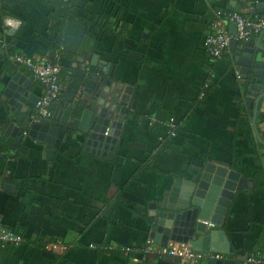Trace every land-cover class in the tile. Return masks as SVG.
I'll return each mask as SVG.
<instances>
[{"label":"crops","instance_id":"crops-1","mask_svg":"<svg viewBox=\"0 0 264 264\" xmlns=\"http://www.w3.org/2000/svg\"><path fill=\"white\" fill-rule=\"evenodd\" d=\"M76 2L86 23L94 12L106 13L115 29L104 32L101 25L68 17L57 34L55 0H0V140L7 147L0 152V224L25 240L0 246V263L180 264L175 258L143 261L140 254L120 249L152 240L150 212L161 211L176 183L180 198L186 182L198 183L210 163L238 172L237 184L245 179L218 228L225 231L235 262L264 255V183L256 182L257 174H264V156L236 70L241 49L230 46L216 60L205 47L217 11L253 16L251 10L234 0ZM71 22L79 24L73 34L80 26H94L78 55L63 49L72 40L64 33ZM19 51L61 64L64 91L58 102L63 105L71 80L86 67L122 84L123 93L130 88L117 144L87 146L81 135H70L50 155L47 145L33 139L10 111L19 106L16 113L30 115L29 128L40 123L33 119L40 84L28 69L9 61ZM16 74L33 106L30 114L19 101L12 107L6 94ZM170 119L177 124L175 138L164 125ZM9 122L21 133L19 144L12 134L5 138ZM52 245L59 249L49 250Z\"/></svg>","mask_w":264,"mask_h":264},{"label":"water","instance_id":"water-1","mask_svg":"<svg viewBox=\"0 0 264 264\" xmlns=\"http://www.w3.org/2000/svg\"><path fill=\"white\" fill-rule=\"evenodd\" d=\"M234 1L243 3L251 10L253 16L264 15V0ZM76 25L79 24L71 22L64 31L66 35L72 37V40L63 49L78 55L82 43L87 38V29L92 31L94 26L89 28L80 26L73 34L72 30L77 27ZM229 31L232 35H236L235 23L229 24ZM239 44L240 42L236 40L231 43L233 49H241V58H236V70L243 77V92L252 110L249 116L253 120L254 130L262 147L260 154L264 156V32L257 41L245 42L242 46ZM107 75L109 76L108 73ZM110 75L112 78L113 74ZM18 77L19 74H16L11 78L6 94L10 97V105L16 107L19 101L24 105L25 111H23L26 114L33 110V106L26 100L24 89L17 86ZM71 81L68 92L64 94L66 104L55 102L50 108L52 112L50 118L43 119L29 128L30 115L21 116L16 113V110L20 109L19 106L11 109V113L21 122L25 130L30 129V136L33 139L48 146L50 155H53L61 142L70 135H81L86 140L87 146L95 144L101 148L106 144L105 149H108L107 145H116L127 119L132 90L128 88L123 93L122 84L99 76L95 67L83 68ZM61 108L63 110L61 114L55 115L54 113ZM10 134L16 137L17 144L22 141L21 133L13 122H9L5 138ZM239 176L241 175L234 170L230 171L225 166L210 163L205 167L198 183L186 182L180 198L176 196V192L177 187L181 185L176 183L171 197L165 198L160 205V212L155 205L151 206V209L156 208V211L150 212L149 215L150 238L161 246L175 241L191 244L196 252L229 254L230 260L208 261L206 264H243L239 261L235 262L234 251L225 231L218 229L224 224L235 193L246 187L245 179H241L237 184ZM207 222L213 226L209 227Z\"/></svg>","mask_w":264,"mask_h":264},{"label":"built area","instance_id":"built-area-1","mask_svg":"<svg viewBox=\"0 0 264 264\" xmlns=\"http://www.w3.org/2000/svg\"><path fill=\"white\" fill-rule=\"evenodd\" d=\"M228 23L237 26L236 35L229 31ZM264 32V16H249L241 12H231L223 16L217 14V20L213 23L211 31L206 35L205 47L207 53L214 59L219 60L227 52L232 41L250 42ZM18 67L28 69L42 88L41 95L35 104L36 121L48 119L51 116V106L58 102L64 88L61 79L62 66L58 61L46 57L29 56L24 52H17L9 59ZM153 123L159 120L153 119ZM170 138L177 137V124L174 119L164 122ZM213 226V225H210ZM25 242L24 238L15 232L7 230L0 224V245L20 246ZM49 250L57 251L59 247L52 245ZM120 251L129 254H140L145 261L149 257L175 258L180 264H202L208 261H225L227 257L220 253H203L193 250L191 244L169 242L166 246L157 244L154 240H148L141 248H121ZM243 264H264V255L252 253L241 261ZM2 264V263H0Z\"/></svg>","mask_w":264,"mask_h":264},{"label":"trees","instance_id":"trees-1","mask_svg":"<svg viewBox=\"0 0 264 264\" xmlns=\"http://www.w3.org/2000/svg\"><path fill=\"white\" fill-rule=\"evenodd\" d=\"M76 8H77L76 7V0H55V10H56V13H55L56 14L55 15L56 16L55 17V29H56V33L57 34L61 33L64 25L67 22V18L70 17L71 15H74L76 20H79V21H81L83 23L87 22L86 20L81 19L80 17L77 16V11L78 10ZM219 12L217 11L216 14H218ZM231 12H234V11L233 10L232 11H227L226 10V11H222L220 13L223 16H225L226 14L231 13ZM216 14H215V17L212 20L211 26L217 20V15ZM88 23H93V24L99 25V26L101 25L100 27H102L104 32L113 31L115 29V27H114L115 26V22L114 23L112 22V16H108L106 13H102V14H99L97 12L93 13L92 21H88ZM88 23H86V24H88ZM228 26H229V23H228ZM226 54H227V52L223 55V57ZM10 67H12V66H10ZM12 69H16V67H12ZM62 70L64 71L63 67H62ZM62 72H61V74H62ZM5 148H7V147L0 140V152L4 151ZM256 182L258 184H262L261 182L264 183V174L263 175L262 174L261 175L257 174ZM0 246H13V245L7 244V245H0ZM120 253L124 254V252H122V251Z\"/></svg>","mask_w":264,"mask_h":264},{"label":"flooded vegetation","instance_id":"flooded-vegetation-1","mask_svg":"<svg viewBox=\"0 0 264 264\" xmlns=\"http://www.w3.org/2000/svg\"><path fill=\"white\" fill-rule=\"evenodd\" d=\"M76 4H77V2H76ZM77 9V8H76ZM78 10V9H77ZM95 13V12H94ZM77 16L79 17V15H78V11H77ZM75 18V16L74 15H71L69 18ZM67 20H69V19H67ZM63 30V29H62ZM63 71V70H62Z\"/></svg>","mask_w":264,"mask_h":264}]
</instances>
